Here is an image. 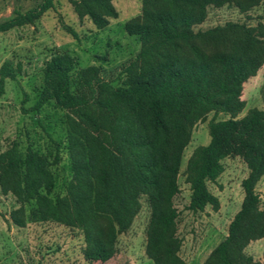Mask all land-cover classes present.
Instances as JSON below:
<instances>
[{"label": "trees", "instance_id": "1", "mask_svg": "<svg viewBox=\"0 0 264 264\" xmlns=\"http://www.w3.org/2000/svg\"><path fill=\"white\" fill-rule=\"evenodd\" d=\"M33 9L15 11L0 20V33L33 26L54 8L55 0H40ZM76 14L88 17L98 29L117 18L112 0H68ZM142 15L126 24L138 36L141 50L126 69L122 86L100 77V69L81 71V87L74 92L75 60L58 54L46 63L37 102L24 113H40L52 101L67 111L66 128L73 178L63 197L52 198L55 178L48 160L17 143L0 154V189L22 207L35 204L34 215L81 229L88 262L105 263L116 253L119 235L126 233L146 197L151 210L146 253L154 264H186L179 253L178 176L185 148L196 124L210 113L231 119L209 124L211 141L198 148L186 169L191 188L188 210L219 207L207 181L223 172L222 161L240 157L250 173L242 182L241 210L230 223L228 236L204 264H260L245 254L246 247L264 238V212L255 188L264 176V109L243 119L244 84L264 64V24L256 28L227 23L207 31L210 6L221 8L239 0H143ZM257 32L259 35H257ZM16 75L9 65L0 70V97L7 80ZM27 98H25V101ZM16 211L19 227L25 219Z\"/></svg>", "mask_w": 264, "mask_h": 264}, {"label": "rangeland", "instance_id": "2", "mask_svg": "<svg viewBox=\"0 0 264 264\" xmlns=\"http://www.w3.org/2000/svg\"><path fill=\"white\" fill-rule=\"evenodd\" d=\"M248 9L243 12L236 4L221 8L210 6L205 22L194 28L196 32L223 27L227 23L244 24L256 28L264 24V0H239ZM40 0H0V20L11 17L15 11L26 12ZM143 0H112L117 18L109 26L98 29L88 17H80L68 0H55L49 10L33 26L15 28L0 33V70L9 65L16 75L7 80L5 94L0 97V154L17 143L24 156L28 149L45 157L55 178L52 198L63 197L73 178L68 149L67 111L52 101L40 113H24L37 102L44 83V68L58 54H69L75 60L72 88L81 87V71L90 67L100 69V77L114 87L122 86L126 69L140 50L138 36L129 35L127 23L142 15ZM257 35L259 33L257 32ZM25 98L27 100L25 101ZM244 110L236 119L245 118L253 109H264V64L257 75L243 88ZM231 119L230 115L210 113L192 130L185 148L178 176L179 193L173 201L179 213L178 234L182 239L179 256L186 264H204L210 254L228 236L230 223L241 210L245 193L242 182L250 171L240 157L222 161L223 172L216 181H207L208 190L219 201V207L207 206L204 211L188 210L191 188L186 169L194 152L208 146L211 121ZM264 212V176L255 188ZM141 209L130 229L118 236L116 253L108 262H88L84 251L86 243L79 228L67 227L54 221L43 222L34 215L35 204L22 207L12 194L0 189V264H154L146 253L147 231L151 210L146 197L140 199ZM25 219L19 227L13 214ZM245 254L264 264V238L252 241Z\"/></svg>", "mask_w": 264, "mask_h": 264}]
</instances>
